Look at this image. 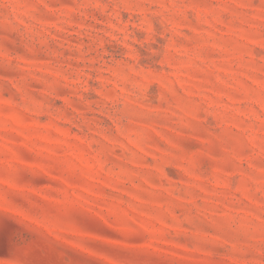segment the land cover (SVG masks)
I'll use <instances>...</instances> for the list:
<instances>
[{
	"label": "rangeland",
	"instance_id": "1",
	"mask_svg": "<svg viewBox=\"0 0 264 264\" xmlns=\"http://www.w3.org/2000/svg\"><path fill=\"white\" fill-rule=\"evenodd\" d=\"M0 264H264V0H0Z\"/></svg>",
	"mask_w": 264,
	"mask_h": 264
}]
</instances>
